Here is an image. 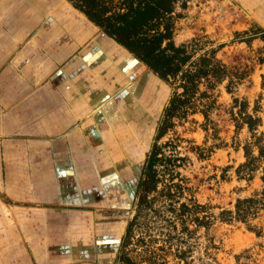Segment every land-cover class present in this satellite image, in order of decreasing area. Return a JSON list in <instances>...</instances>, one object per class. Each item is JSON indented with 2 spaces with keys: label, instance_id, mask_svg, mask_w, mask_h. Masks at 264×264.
I'll return each instance as SVG.
<instances>
[{
  "label": "crops",
  "instance_id": "crops-1",
  "mask_svg": "<svg viewBox=\"0 0 264 264\" xmlns=\"http://www.w3.org/2000/svg\"><path fill=\"white\" fill-rule=\"evenodd\" d=\"M225 2L264 27V0ZM135 60L67 0H0V264L114 262L102 154Z\"/></svg>",
  "mask_w": 264,
  "mask_h": 264
},
{
  "label": "trees",
  "instance_id": "trees-1",
  "mask_svg": "<svg viewBox=\"0 0 264 264\" xmlns=\"http://www.w3.org/2000/svg\"><path fill=\"white\" fill-rule=\"evenodd\" d=\"M67 1L172 89L141 170L134 215L121 237L114 264H220L216 256L220 247L208 233L215 216L210 206L194 198L180 171L189 158L182 156L177 143L163 139L175 131L179 121L192 115L202 114L208 120L215 104L213 93L226 83L237 109L233 114L236 128L246 127L251 134L244 146L246 161L235 171L237 179L249 185L262 172L264 184V133H259L264 124L259 116L262 107L256 103L250 110L248 100L234 96L248 72L230 68L219 59L218 51L226 44L208 48L200 39L181 45L175 42L177 23L184 18L190 0ZM256 40L264 43V27L255 22L250 29L236 32L232 42L251 45ZM263 214L264 189L237 198L233 209L221 210L219 220L242 223L261 237L263 229L255 222ZM200 230L208 235L198 236Z\"/></svg>",
  "mask_w": 264,
  "mask_h": 264
},
{
  "label": "rangeland",
  "instance_id": "rangeland-1",
  "mask_svg": "<svg viewBox=\"0 0 264 264\" xmlns=\"http://www.w3.org/2000/svg\"><path fill=\"white\" fill-rule=\"evenodd\" d=\"M241 13L225 0H190L184 18L177 23L175 42L181 45L200 39L208 48L226 44L218 51L219 59L230 68L248 72V77L235 89L234 96L248 100L250 110L259 103L262 107L259 116L264 121V43L259 40L251 45L232 42L236 32L246 31L255 24L248 17L243 21ZM151 78L155 79V89L150 87L149 90ZM131 79L134 84L131 93H126L122 99L118 96L115 100L118 135L112 139L115 140L118 152L109 148L102 154L108 162V169H104L102 174L112 178L103 180L106 183L105 192L109 196L112 194L109 203L114 204V199L118 198L122 201L118 206H123L117 213L119 215L107 225L105 235L109 238L119 234L120 241L128 220L134 215L133 202L138 180L154 142L159 117L172 94L171 86L143 67ZM225 85L219 86L213 93L215 104L209 112L208 120L202 114H195L187 120L179 121L175 131L166 136L163 142L174 141L179 145L182 156L189 158L180 171L189 181L194 198L210 206V212L215 216L208 233L220 247L216 255L219 263L264 264V214L255 222L263 229L261 237L248 231L242 223L228 224L219 220L221 210L233 209L237 198L264 189L260 179L262 172L249 185L237 179L235 171L246 161L244 146L250 141L251 134L246 127L239 130L236 128L233 120V114L237 112L234 109V97L227 92ZM161 93L165 96L164 100L160 99ZM259 133H264V124ZM108 208L112 209L111 206ZM207 235L205 230L198 232V236ZM202 241L206 240L203 238ZM117 252L113 254L112 264L115 263ZM198 255L195 252V258Z\"/></svg>",
  "mask_w": 264,
  "mask_h": 264
}]
</instances>
